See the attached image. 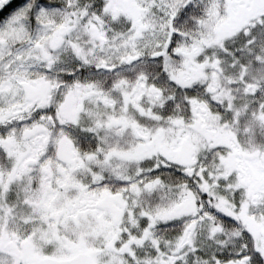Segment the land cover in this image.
<instances>
[{
    "label": "snow or ice",
    "instance_id": "1",
    "mask_svg": "<svg viewBox=\"0 0 264 264\" xmlns=\"http://www.w3.org/2000/svg\"><path fill=\"white\" fill-rule=\"evenodd\" d=\"M0 264H264V0H0Z\"/></svg>",
    "mask_w": 264,
    "mask_h": 264
}]
</instances>
